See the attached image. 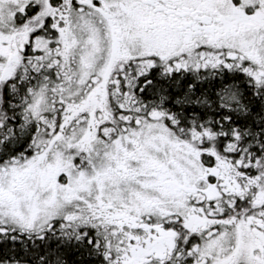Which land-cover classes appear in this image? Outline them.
Returning a JSON list of instances; mask_svg holds the SVG:
<instances>
[{"label": "snow or ice", "instance_id": "obj_1", "mask_svg": "<svg viewBox=\"0 0 264 264\" xmlns=\"http://www.w3.org/2000/svg\"><path fill=\"white\" fill-rule=\"evenodd\" d=\"M0 264H264V0H0Z\"/></svg>", "mask_w": 264, "mask_h": 264}]
</instances>
